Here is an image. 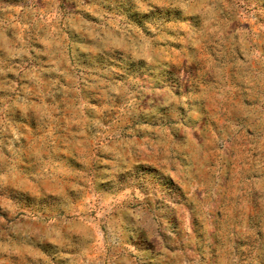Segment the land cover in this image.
I'll use <instances>...</instances> for the list:
<instances>
[{"label":"rangeland","instance_id":"obj_1","mask_svg":"<svg viewBox=\"0 0 264 264\" xmlns=\"http://www.w3.org/2000/svg\"><path fill=\"white\" fill-rule=\"evenodd\" d=\"M0 264H264V0H0Z\"/></svg>","mask_w":264,"mask_h":264},{"label":"clouds","instance_id":"obj_2","mask_svg":"<svg viewBox=\"0 0 264 264\" xmlns=\"http://www.w3.org/2000/svg\"><path fill=\"white\" fill-rule=\"evenodd\" d=\"M145 182H152V180H151V177H147V176H145V177H143L142 178Z\"/></svg>","mask_w":264,"mask_h":264}]
</instances>
